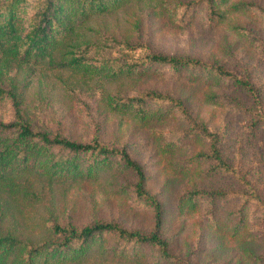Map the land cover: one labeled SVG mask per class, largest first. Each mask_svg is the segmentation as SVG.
Here are the masks:
<instances>
[{"label": "rangeland", "instance_id": "1", "mask_svg": "<svg viewBox=\"0 0 264 264\" xmlns=\"http://www.w3.org/2000/svg\"><path fill=\"white\" fill-rule=\"evenodd\" d=\"M178 1L192 0H128L88 25L154 53L215 62L238 75L248 74L260 92L264 110V0H243L252 3L253 9L247 11L232 7L240 0H228L221 6L227 8L225 16L218 21H213L204 3L186 15L182 10L174 14ZM234 26L244 27L247 33ZM20 75L22 80L30 79L25 102L29 116L38 124L78 141L98 135L105 143L123 144L142 164L146 187L163 206L160 232L171 254L192 264H264V123L257 119L252 124V100L242 87L210 79L199 67L176 70L168 64L108 81L35 69L34 65L24 68ZM61 80L74 90L75 97L66 92ZM149 90L180 99L184 110L165 107V117L144 122L129 113L109 110L102 100V91L128 95ZM211 93L234 97L245 108L210 103L206 96ZM191 118L217 131L222 157L244 176L260 201L247 202L241 224L234 211L242 196L218 200L212 210L207 199L194 212L177 207L178 196L190 188L249 191L235 176L206 171V163L183 162L207 150L203 141L186 134ZM132 179L129 174L112 177L104 173L90 181L49 184L33 175L32 197L27 201L2 194V224L24 236H36L41 224L52 221L76 227L95 220L112 221L127 229L148 231L154 224L152 208L135 203L120 189ZM144 252L133 261L92 252L82 264H174L156 260L149 245Z\"/></svg>", "mask_w": 264, "mask_h": 264}, {"label": "trees", "instance_id": "2", "mask_svg": "<svg viewBox=\"0 0 264 264\" xmlns=\"http://www.w3.org/2000/svg\"><path fill=\"white\" fill-rule=\"evenodd\" d=\"M128 0H0V200L3 195L27 201L32 197L31 176L45 178L49 184L83 182L98 178L104 173L112 177L131 175L120 185L135 203L149 206L154 212V224L148 231L127 229L116 222L95 220L82 227L68 222L52 221L40 225L36 236L22 235L11 226H3L0 210V264H82L92 252L100 256L124 261L138 260L149 245L156 260L174 264H192L187 259L171 254L168 241L161 235L163 206L147 187V175L125 145L105 143L94 135L88 141H78L44 128L28 114L25 89L29 85L17 76L24 68L35 66L46 71L79 74L111 80L121 75L139 74L148 67L168 64L179 69L190 66L202 69L216 81H226L242 87L251 97L253 121L264 123V110L260 92L248 77L238 75L222 64L195 58L162 55L143 46L117 40L88 23L95 17L107 14ZM228 0L178 1L174 4L186 15L191 8L204 3L213 21L225 16L221 8ZM252 3L240 0L232 5L236 10L247 11ZM241 33L247 30L234 26ZM66 92L74 90L61 80ZM71 94V93H70ZM102 100L109 110L129 113L139 121L149 122L165 117L167 110H184L180 99L154 90L134 94H115L102 91ZM72 98V96H69ZM210 103L245 108L236 98L211 93ZM9 110L6 116L5 111ZM186 131L192 138L206 144L207 150L190 156L184 163H206V171L235 176L249 191L204 190L190 188L181 192L177 207L194 212L202 200L207 199L212 210L218 200L242 196L234 213L242 222L243 209L248 201H258L244 176L222 157L219 135L202 121L190 119ZM260 207L261 204L259 203ZM264 208V205L262 206ZM261 207V208H262ZM35 234V233H34Z\"/></svg>", "mask_w": 264, "mask_h": 264}]
</instances>
